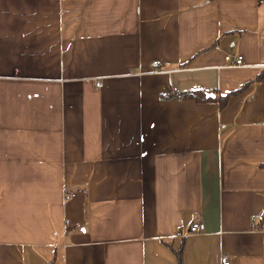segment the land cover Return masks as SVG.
<instances>
[{
  "label": "crops",
  "instance_id": "0c3cea01",
  "mask_svg": "<svg viewBox=\"0 0 264 264\" xmlns=\"http://www.w3.org/2000/svg\"><path fill=\"white\" fill-rule=\"evenodd\" d=\"M263 213L264 4L0 0V264H264Z\"/></svg>",
  "mask_w": 264,
  "mask_h": 264
},
{
  "label": "built area",
  "instance_id": "2783aa9c",
  "mask_svg": "<svg viewBox=\"0 0 264 264\" xmlns=\"http://www.w3.org/2000/svg\"><path fill=\"white\" fill-rule=\"evenodd\" d=\"M225 59H226L227 64H228L229 67L242 68L244 66V59L241 56L233 58V57L227 55V57ZM152 66H153V69H154L155 73H159V74L160 73H167V71L162 68L163 64H162L161 61H155ZM96 85L98 87H101L102 86V82L98 81ZM68 200H70L69 197H67V201ZM69 225H70V223L67 222L66 226L69 227ZM205 231H206V224L204 222L203 223H195L190 228V232L192 234H203ZM221 264H231L230 261H229L228 256H226V255L222 256Z\"/></svg>",
  "mask_w": 264,
  "mask_h": 264
},
{
  "label": "trees",
  "instance_id": "16d2710c",
  "mask_svg": "<svg viewBox=\"0 0 264 264\" xmlns=\"http://www.w3.org/2000/svg\"><path fill=\"white\" fill-rule=\"evenodd\" d=\"M259 2H260V4H264V0H259ZM248 85L249 84L244 85L243 89H241V90L229 93L228 96L218 97V98H214V99L210 97L211 93H209L208 91H204V90H199L196 92H184L182 94H179V97H181V99L194 101L196 103H205V102L216 101V102H218V104H220V107L223 109L227 105V101L229 100V98L231 96L243 93V91H245L247 89ZM262 219L264 220V213H263ZM177 256H178V261L181 264V254L177 253Z\"/></svg>",
  "mask_w": 264,
  "mask_h": 264
},
{
  "label": "water",
  "instance_id": "95a60500",
  "mask_svg": "<svg viewBox=\"0 0 264 264\" xmlns=\"http://www.w3.org/2000/svg\"><path fill=\"white\" fill-rule=\"evenodd\" d=\"M211 98H214V95H210Z\"/></svg>",
  "mask_w": 264,
  "mask_h": 264
}]
</instances>
